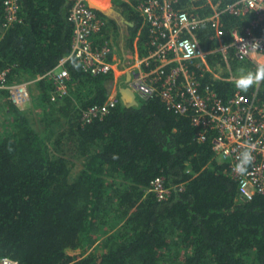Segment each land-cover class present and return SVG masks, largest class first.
Instances as JSON below:
<instances>
[{"label": "trees", "instance_id": "obj_1", "mask_svg": "<svg viewBox=\"0 0 264 264\" xmlns=\"http://www.w3.org/2000/svg\"><path fill=\"white\" fill-rule=\"evenodd\" d=\"M76 1L19 0V21L4 28L0 0V72L8 70V81L41 74L69 52L68 15ZM185 1L175 8H185ZM190 5L188 13L211 12L204 0ZM128 12L129 41L142 17ZM250 21V13L222 14V40L229 43L232 29L242 32ZM108 28L96 42L108 39ZM141 30L145 54L151 37L147 25ZM197 35L204 49L216 46L209 22ZM206 61L226 65L219 52ZM230 63L238 69L235 58ZM67 68L63 97L50 100L49 80L35 85L37 129L6 90L0 93L7 109L0 129V257L17 264H264V196L240 198L227 163L215 158L210 140L195 139L189 117L153 97L132 106L118 99L107 114L84 122L81 109L106 100L112 75H91L73 59ZM203 68L196 67L202 85L222 100L238 90ZM257 100L264 101V80ZM73 160L80 163L74 176ZM158 176L170 189L165 200L148 190Z\"/></svg>", "mask_w": 264, "mask_h": 264}, {"label": "built area", "instance_id": "obj_2", "mask_svg": "<svg viewBox=\"0 0 264 264\" xmlns=\"http://www.w3.org/2000/svg\"><path fill=\"white\" fill-rule=\"evenodd\" d=\"M177 0H141L138 10L143 24L149 27L150 50L132 64L122 63L114 55L110 40L96 42L95 37L106 26V19L99 16L88 0H77L69 10L72 24L70 49L47 71L21 81H8V70L0 72V93L6 90L11 103L22 108L29 102L30 92L38 82L49 80L51 101L67 94L70 72L69 60H75L84 72L91 75L110 74V90L106 100L81 109V119L90 122L102 117L115 107L120 99L119 90L129 88L137 101L157 97L172 112L187 116L195 127L194 137L198 142L210 140L215 158L228 165L229 175L236 181L240 198L251 200L264 196V101L257 100L259 85L251 94L238 90L227 100H222L209 87L202 85L197 65L207 64V56L219 52L224 61L235 57L238 60H253L257 67L264 66V0H233L222 6L215 1L208 16H199L175 8ZM6 28L19 21V0H3ZM224 13L235 16L251 14L249 25L242 32H232L229 43H221L215 49H204L197 30L209 22L216 37L224 31L220 25ZM98 38V36L96 37ZM129 73L128 81L120 76ZM232 73L225 78L233 80ZM113 82V83H112ZM112 83V86H111ZM251 150L254 157L248 173L241 176L235 166L240 153ZM148 190L158 200H165L170 189L163 178H154ZM9 264H17L10 257H0Z\"/></svg>", "mask_w": 264, "mask_h": 264}, {"label": "crops", "instance_id": "obj_3", "mask_svg": "<svg viewBox=\"0 0 264 264\" xmlns=\"http://www.w3.org/2000/svg\"><path fill=\"white\" fill-rule=\"evenodd\" d=\"M140 1L141 0H88V3L96 9L98 15L106 19L108 27H109L107 40H110L113 43L114 55H116L117 58H119V60L122 61V63L129 62L132 64L133 61H137L138 57L144 55L140 52V44H139L141 32H142L141 28L143 25H146V24H143V21H142V24L140 23V27L136 28V32L132 34L131 39L128 41L129 39L128 27L133 26L134 24L132 19L129 18L130 13L128 12V8L137 11L138 15H140L139 10H138V4L140 3ZM192 1L193 0H186L185 5H183L185 8H181V9L189 10L187 7H191V9H193L192 8L193 6L190 5ZM213 3L214 2L212 0H204V4L206 5L209 4L210 7ZM199 7H203V4L199 5ZM192 14L199 15L198 13H192ZM208 15L200 14L199 16H208ZM117 25L119 26V29L117 28L118 27ZM234 31L239 32L236 29L235 30L232 29V32ZM222 38L223 37H217L218 39L217 44L215 47L211 49H215L219 47V45H221V43L224 42ZM234 58L235 57H232V59ZM230 59L231 58H229V62L227 63V66L225 65L224 68H218L212 65L211 66L207 65L205 67L203 64L201 65L205 67L203 68L204 71L211 73L212 77L215 79L216 78L218 79V77H216V74L218 76L224 77L223 73H226L228 75L229 73H232L231 75L233 77L232 78L233 80L231 81H235V78L241 74H246L247 72H255L258 68L256 66V63L253 60H238L236 58L235 60L238 61L239 67L237 66L238 69L232 68ZM244 61L250 62V65H248L246 68L242 67V65L244 64L243 63ZM129 76H130L129 73H126V74L121 75L120 77L124 79L125 81H128ZM112 81H114V79H112ZM112 83H111V86H112Z\"/></svg>", "mask_w": 264, "mask_h": 264}, {"label": "clouds", "instance_id": "obj_4", "mask_svg": "<svg viewBox=\"0 0 264 264\" xmlns=\"http://www.w3.org/2000/svg\"><path fill=\"white\" fill-rule=\"evenodd\" d=\"M262 80H264V66L258 67L255 72H247L246 74L239 75L235 78L234 83L240 92L247 93L250 88L258 85ZM253 159L251 150L242 151L235 166L236 173L241 176L246 175ZM0 264H9V262L5 259Z\"/></svg>", "mask_w": 264, "mask_h": 264}, {"label": "rangeland", "instance_id": "obj_5", "mask_svg": "<svg viewBox=\"0 0 264 264\" xmlns=\"http://www.w3.org/2000/svg\"><path fill=\"white\" fill-rule=\"evenodd\" d=\"M38 95L37 93V88L34 86L32 87L31 89V92H30V99H29V102L27 104H25L21 109L25 110L26 112V116L27 118L29 119V122L32 126H34V128H38V120L40 119V110L39 108L37 107H34L31 103V98H32V95ZM6 98H0V129H2L1 125L3 124V120L5 119V113H7V109H5V106H3V101L5 102ZM13 104V103H12ZM2 105V106H1ZM3 107V108H2ZM73 163L75 164V167H73V169L71 170V175L74 176L75 173L78 171V168H79V161L77 160H73Z\"/></svg>", "mask_w": 264, "mask_h": 264}, {"label": "water", "instance_id": "obj_6", "mask_svg": "<svg viewBox=\"0 0 264 264\" xmlns=\"http://www.w3.org/2000/svg\"><path fill=\"white\" fill-rule=\"evenodd\" d=\"M120 99L125 103L126 106L137 105L138 101L135 98L133 91L127 87L119 90Z\"/></svg>", "mask_w": 264, "mask_h": 264}]
</instances>
